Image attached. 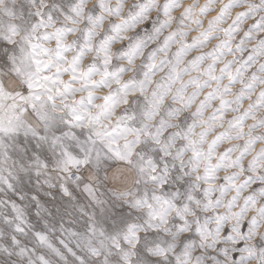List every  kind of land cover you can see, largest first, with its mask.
I'll use <instances>...</instances> for the list:
<instances>
[{
	"label": "snow or ice",
	"instance_id": "obj_1",
	"mask_svg": "<svg viewBox=\"0 0 264 264\" xmlns=\"http://www.w3.org/2000/svg\"><path fill=\"white\" fill-rule=\"evenodd\" d=\"M0 264H264V0H0Z\"/></svg>",
	"mask_w": 264,
	"mask_h": 264
}]
</instances>
